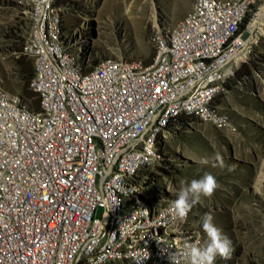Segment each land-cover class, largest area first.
<instances>
[{"label": "built area", "instance_id": "built-area-1", "mask_svg": "<svg viewBox=\"0 0 264 264\" xmlns=\"http://www.w3.org/2000/svg\"><path fill=\"white\" fill-rule=\"evenodd\" d=\"M260 1L193 0L154 30L151 63L88 69L57 0L19 1L39 106L0 88V264H170V253L186 264V245L203 234L174 199L149 193L143 172L163 161L159 142L180 120L232 126L216 101Z\"/></svg>", "mask_w": 264, "mask_h": 264}, {"label": "rangeland", "instance_id": "rangeland-1", "mask_svg": "<svg viewBox=\"0 0 264 264\" xmlns=\"http://www.w3.org/2000/svg\"><path fill=\"white\" fill-rule=\"evenodd\" d=\"M19 1L0 0V88L34 110L36 98L20 71L23 61L31 62L32 71L34 66L20 51L30 24ZM192 4L193 0L56 3L67 34L78 31L80 51L73 52L86 69L107 59L151 63V37L156 27H172L191 11ZM258 8H264V0L255 3L251 22ZM242 52L248 59L239 65L235 61L230 64L232 75L216 101L232 126L215 127L195 118L180 120L159 142L163 161L143 172L149 175V193H161L167 200H175L186 182L205 173L216 178L219 187L213 195L202 197L189 212L203 234L202 244L207 240L202 229L206 213L231 240L234 251L230 259L217 256L215 264H264V25L247 34Z\"/></svg>", "mask_w": 264, "mask_h": 264}, {"label": "clouds", "instance_id": "clouds-1", "mask_svg": "<svg viewBox=\"0 0 264 264\" xmlns=\"http://www.w3.org/2000/svg\"><path fill=\"white\" fill-rule=\"evenodd\" d=\"M215 159L219 160V155ZM181 183L185 184L184 181ZM218 187V182L211 173H205L200 179H192L178 191L177 198L172 202V209L179 218L184 219L202 197H211ZM213 220L214 217L210 213L202 217V229L207 240L203 244L197 240L194 244L186 245L183 253L186 264H215L217 256L225 260L230 259L234 251L232 242ZM168 260L170 264H179L176 253L168 254Z\"/></svg>", "mask_w": 264, "mask_h": 264}, {"label": "bare ground", "instance_id": "bare-ground-1", "mask_svg": "<svg viewBox=\"0 0 264 264\" xmlns=\"http://www.w3.org/2000/svg\"><path fill=\"white\" fill-rule=\"evenodd\" d=\"M134 5V4H133ZM108 6V5H107ZM133 7V6H132ZM127 13L130 12V8L126 7L125 8ZM262 12H264V8L260 9V11L258 12V16L256 17V19L252 22L251 24V28L250 30L252 31L254 28L258 27V26H263L264 22L262 21ZM132 19V18H130ZM134 20V19H133ZM132 21V20H131ZM135 21V20H134ZM248 59V56L244 53V52H239L237 53L235 56H233V58L231 59L230 63H229V68H227L226 73L227 75H230L232 73V68L230 67V64L233 63L235 61V63L237 65L241 64L242 62H244L245 60Z\"/></svg>", "mask_w": 264, "mask_h": 264}, {"label": "trees", "instance_id": "trees-1", "mask_svg": "<svg viewBox=\"0 0 264 264\" xmlns=\"http://www.w3.org/2000/svg\"><path fill=\"white\" fill-rule=\"evenodd\" d=\"M20 71H21V74H23V76H24L23 78L26 79V82H25L26 85H28L29 81L31 80V78L33 76L31 62L30 61H23V62H21V69H20ZM32 96H34L36 98V101H35V110H37L38 109V106H39V99H38L37 95L34 94V93H32Z\"/></svg>", "mask_w": 264, "mask_h": 264}]
</instances>
